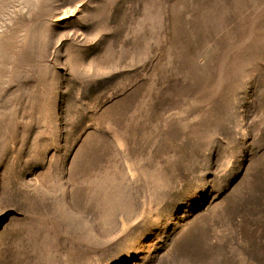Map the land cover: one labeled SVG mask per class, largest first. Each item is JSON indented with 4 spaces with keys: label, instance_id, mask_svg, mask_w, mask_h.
<instances>
[{
    "label": "rangeland",
    "instance_id": "obj_1",
    "mask_svg": "<svg viewBox=\"0 0 264 264\" xmlns=\"http://www.w3.org/2000/svg\"><path fill=\"white\" fill-rule=\"evenodd\" d=\"M0 264H264V0H0Z\"/></svg>",
    "mask_w": 264,
    "mask_h": 264
}]
</instances>
